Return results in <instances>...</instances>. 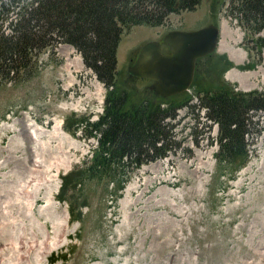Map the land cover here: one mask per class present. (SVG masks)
<instances>
[{"label":"rangeland","instance_id":"rangeland-1","mask_svg":"<svg viewBox=\"0 0 264 264\" xmlns=\"http://www.w3.org/2000/svg\"><path fill=\"white\" fill-rule=\"evenodd\" d=\"M0 1L9 9V18L0 22L8 32L7 23L29 0ZM211 24L220 28V42L197 64L198 88L224 81L243 92L264 93V48L253 43L264 39V30L253 36L241 28L228 12V0H201L194 10L170 15L162 28L124 31L116 51L118 88L131 103L151 99L149 81L128 79L130 59L171 30ZM220 43L242 57L234 61ZM54 46L33 56L29 70L0 80V264H264L263 112L239 171L216 168L218 145L210 139L217 138V129L206 132L202 110L197 119L198 101L192 100L196 107L180 110L175 119V153L128 167L115 183L84 178L57 201L62 177L90 160V138L75 120L95 117L105 90L79 52ZM58 122L69 138L55 133ZM30 125L41 130L32 134ZM126 176L130 180L117 190Z\"/></svg>","mask_w":264,"mask_h":264},{"label":"trees","instance_id":"trees-1","mask_svg":"<svg viewBox=\"0 0 264 264\" xmlns=\"http://www.w3.org/2000/svg\"><path fill=\"white\" fill-rule=\"evenodd\" d=\"M199 2L29 0L19 6L14 20L7 23L8 32L0 24V80L7 81L10 73L29 70L33 56L46 50L52 52L54 44L62 43L79 52L85 67L107 88L104 114L99 120L95 123L75 120L77 127L89 136L98 137V147L81 168L76 167L62 177L59 201H64L70 190L76 191L84 178L98 181L104 178L115 183L117 177L123 179L126 168L154 162L180 147L175 119L178 110L189 107L191 97L186 93L168 99L153 96V99L131 103L128 93L117 86L116 50L124 30L134 26L159 27L170 14L194 10ZM8 10L0 1L2 25L9 18ZM228 12L253 36L264 30V0H228ZM253 43L264 48L263 38L256 37ZM196 76L193 82L194 94L199 98L196 117L199 118L203 109L206 132L217 125L218 166L239 168L247 160L248 139H254L258 133V113H264V93L236 92L223 81L198 88ZM196 121L190 129L193 135ZM127 180L128 176L123 183L119 180L116 189L122 190ZM72 196L67 198L70 214L74 204L70 201Z\"/></svg>","mask_w":264,"mask_h":264},{"label":"water","instance_id":"water-1","mask_svg":"<svg viewBox=\"0 0 264 264\" xmlns=\"http://www.w3.org/2000/svg\"><path fill=\"white\" fill-rule=\"evenodd\" d=\"M218 34L212 25L192 32H170L163 38L170 54H162L157 42L145 44L128 67V76L153 81L150 90L162 98L181 94L192 82L195 61L214 51Z\"/></svg>","mask_w":264,"mask_h":264},{"label":"bare ground","instance_id":"bare-ground-1","mask_svg":"<svg viewBox=\"0 0 264 264\" xmlns=\"http://www.w3.org/2000/svg\"><path fill=\"white\" fill-rule=\"evenodd\" d=\"M221 45V47H222V49L223 50H227L228 49V52H229V56H230V58L231 59H233L234 61L235 60H238V57L239 58H241L242 57V54L241 53H239V51H235L232 47V49L231 48H227L226 46H224L222 43H220ZM225 50V51H226ZM237 53V55L235 56V54ZM234 55V56H233ZM234 72V71H233ZM29 125V124H28ZM31 126V128L33 127V129H31V133L33 134V133H35V131H39V130H41V128L40 127H38V126H34V125H30ZM55 130H56V134H58V135H61L62 137H64V138H66V137H68L65 133H63L62 132V129H61V124L58 122L55 126ZM69 138V137H68ZM70 140V139H69ZM50 198L52 199L53 197L52 196H50ZM50 200V199H49ZM123 203V205H126L124 202H122ZM62 233V232H61Z\"/></svg>","mask_w":264,"mask_h":264},{"label":"flooded vegetation","instance_id":"flooded-vegetation-1","mask_svg":"<svg viewBox=\"0 0 264 264\" xmlns=\"http://www.w3.org/2000/svg\"><path fill=\"white\" fill-rule=\"evenodd\" d=\"M131 62H133V59H131Z\"/></svg>","mask_w":264,"mask_h":264}]
</instances>
